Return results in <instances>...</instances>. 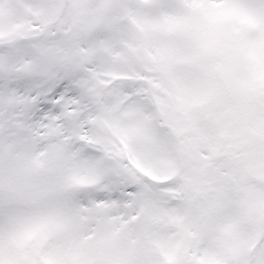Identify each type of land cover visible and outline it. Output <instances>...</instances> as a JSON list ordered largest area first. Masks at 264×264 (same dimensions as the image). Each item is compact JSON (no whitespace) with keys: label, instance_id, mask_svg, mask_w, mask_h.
I'll use <instances>...</instances> for the list:
<instances>
[{"label":"snow or ice","instance_id":"1","mask_svg":"<svg viewBox=\"0 0 264 264\" xmlns=\"http://www.w3.org/2000/svg\"><path fill=\"white\" fill-rule=\"evenodd\" d=\"M0 264H264V0H0Z\"/></svg>","mask_w":264,"mask_h":264}]
</instances>
